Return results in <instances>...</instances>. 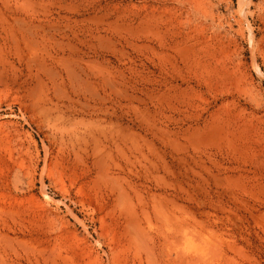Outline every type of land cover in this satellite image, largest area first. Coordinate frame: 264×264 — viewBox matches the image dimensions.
Returning a JSON list of instances; mask_svg holds the SVG:
<instances>
[{
    "label": "rangeland",
    "instance_id": "rangeland-1",
    "mask_svg": "<svg viewBox=\"0 0 264 264\" xmlns=\"http://www.w3.org/2000/svg\"><path fill=\"white\" fill-rule=\"evenodd\" d=\"M0 264H264V0H0Z\"/></svg>",
    "mask_w": 264,
    "mask_h": 264
},
{
    "label": "bare ground",
    "instance_id": "bare-ground-1",
    "mask_svg": "<svg viewBox=\"0 0 264 264\" xmlns=\"http://www.w3.org/2000/svg\"><path fill=\"white\" fill-rule=\"evenodd\" d=\"M128 244V243H127Z\"/></svg>",
    "mask_w": 264,
    "mask_h": 264
}]
</instances>
